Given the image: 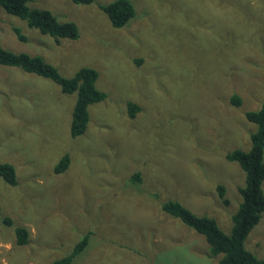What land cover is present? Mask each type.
<instances>
[{"label":"rangeland","instance_id":"374dc122","mask_svg":"<svg viewBox=\"0 0 264 264\" xmlns=\"http://www.w3.org/2000/svg\"><path fill=\"white\" fill-rule=\"evenodd\" d=\"M111 1H29L77 24L79 37L60 42L0 7L4 48L40 55L64 76L95 68L106 92L73 136L77 92L0 64V163L17 175V184L0 175V264H50L86 234L73 264H219L205 236L162 203L179 200L231 232L245 172L226 154L250 147L256 125L245 112L264 102V0H132L122 27L99 7ZM129 101L141 107L134 117ZM245 245L264 257V212Z\"/></svg>","mask_w":264,"mask_h":264},{"label":"trees","instance_id":"16d2710c","mask_svg":"<svg viewBox=\"0 0 264 264\" xmlns=\"http://www.w3.org/2000/svg\"><path fill=\"white\" fill-rule=\"evenodd\" d=\"M31 0H0V7L7 12L24 20L30 27L38 29L41 33L55 38H78L79 28L73 21H60L49 9L36 8L29 5ZM75 3H93L95 0H73ZM115 27L126 25L136 14L132 0H113L106 4H99ZM15 31L20 39H26L19 27ZM0 64L17 66L26 72L35 73L48 78L58 84L62 92L72 94L77 92V100L73 109L71 133L73 136L83 134L89 123V106L103 100L106 92L96 85L98 72L92 67H82L72 76H64L52 63L47 62L40 55L26 52L8 50L0 43ZM231 102L241 105V97L234 93ZM128 110L130 117L136 116L141 110L139 104L129 101ZM246 117L256 125L251 133V144L248 149L236 148L226 154V158L237 162L245 172V184L239 186L241 201L237 210L232 215V230L225 232L214 216L198 215L181 203L179 200L169 199L162 203V210L171 216L179 218L184 224L203 234L210 245V255L218 256L219 264H264V257L257 256L245 245V240L251 230L260 222L264 212V102L258 109L245 112ZM70 156L63 155L54 170L62 173L67 170ZM0 175L10 184H17L15 166L10 162L0 163ZM219 196L224 205L230 200L226 195V187L218 185ZM8 224L13 220L5 216ZM16 241L19 245L29 242V230L25 226H16ZM89 234L75 243L71 254L55 259L50 264H73L74 258L82 252L89 243Z\"/></svg>","mask_w":264,"mask_h":264}]
</instances>
